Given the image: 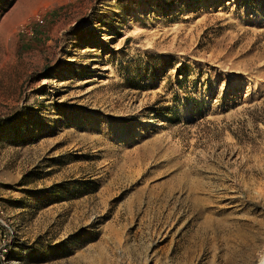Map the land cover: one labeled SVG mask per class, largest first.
Here are the masks:
<instances>
[{"label": "rangeland", "instance_id": "obj_1", "mask_svg": "<svg viewBox=\"0 0 264 264\" xmlns=\"http://www.w3.org/2000/svg\"><path fill=\"white\" fill-rule=\"evenodd\" d=\"M263 249L264 0H0V264Z\"/></svg>", "mask_w": 264, "mask_h": 264}, {"label": "built area", "instance_id": "obj_2", "mask_svg": "<svg viewBox=\"0 0 264 264\" xmlns=\"http://www.w3.org/2000/svg\"><path fill=\"white\" fill-rule=\"evenodd\" d=\"M42 23H43V19L40 16L35 15V17L30 22L24 24V26L20 31L24 32L27 35H32L34 28L36 26L42 25Z\"/></svg>", "mask_w": 264, "mask_h": 264}, {"label": "bare ground", "instance_id": "obj_3", "mask_svg": "<svg viewBox=\"0 0 264 264\" xmlns=\"http://www.w3.org/2000/svg\"><path fill=\"white\" fill-rule=\"evenodd\" d=\"M257 264H264V249H263V251H262V253L260 255V258H259V261H258Z\"/></svg>", "mask_w": 264, "mask_h": 264}]
</instances>
